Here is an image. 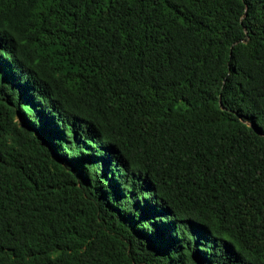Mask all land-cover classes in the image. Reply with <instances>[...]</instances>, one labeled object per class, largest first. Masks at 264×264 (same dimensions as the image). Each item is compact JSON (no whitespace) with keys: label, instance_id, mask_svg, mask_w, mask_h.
I'll return each mask as SVG.
<instances>
[{"label":"trees","instance_id":"1","mask_svg":"<svg viewBox=\"0 0 264 264\" xmlns=\"http://www.w3.org/2000/svg\"><path fill=\"white\" fill-rule=\"evenodd\" d=\"M0 264H264V0H0Z\"/></svg>","mask_w":264,"mask_h":264},{"label":"bare ground","instance_id":"2","mask_svg":"<svg viewBox=\"0 0 264 264\" xmlns=\"http://www.w3.org/2000/svg\"><path fill=\"white\" fill-rule=\"evenodd\" d=\"M160 195H161V193H160ZM163 195V194H162ZM164 199V198H163ZM158 201H159V199H158ZM172 209V208H171ZM195 213V212H194ZM197 213V212H196ZM175 214V213H174ZM183 215V214H182ZM196 221V220H195ZM183 227V226H182ZM188 237V236H187ZM189 238V237H188ZM188 241V240H187Z\"/></svg>","mask_w":264,"mask_h":264}]
</instances>
